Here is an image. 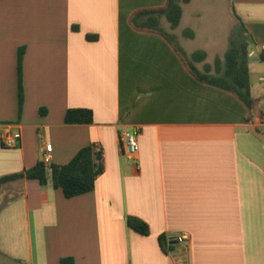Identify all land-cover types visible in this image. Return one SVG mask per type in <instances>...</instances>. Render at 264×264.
Segmentation results:
<instances>
[{"label": "crops", "instance_id": "obj_1", "mask_svg": "<svg viewBox=\"0 0 264 264\" xmlns=\"http://www.w3.org/2000/svg\"><path fill=\"white\" fill-rule=\"evenodd\" d=\"M222 1L224 27L208 21L205 0L183 4L176 28L162 24L213 63L239 17L250 57L261 59L264 0ZM166 3L0 0V177L33 167L46 144L50 163L66 164L96 143L105 166L92 191L73 197L51 181L0 186V264H264L260 97L251 82L250 111L234 92L197 80L164 36L132 26L134 11ZM70 108L91 109L93 122L66 123ZM14 126L21 137L5 146ZM125 128L141 130L133 159L122 152ZM184 232V243L173 240Z\"/></svg>", "mask_w": 264, "mask_h": 264}, {"label": "trees", "instance_id": "obj_2", "mask_svg": "<svg viewBox=\"0 0 264 264\" xmlns=\"http://www.w3.org/2000/svg\"><path fill=\"white\" fill-rule=\"evenodd\" d=\"M191 0H167L164 7L142 8L131 15L132 26L141 31H150L164 36L175 48L190 72L197 80L203 83L234 92L246 107L252 111L254 97L251 91L250 51L252 45L251 35L245 24L238 17L239 23L229 35L228 48L222 57H216L213 63L206 61L207 53L197 50L188 54L177 41L176 35L168 32L163 24L165 18L171 28H176L183 15V4ZM185 35L192 37L193 30H185ZM87 39L96 40L98 35L87 34ZM261 59L264 61L263 57ZM198 63H203L200 68ZM22 90H20V94ZM65 122L92 123L93 111L89 108H70L66 112ZM103 151L96 143L82 147L66 164L45 163L38 161L33 167L22 172L0 177V186L17 179H36L42 185L52 182L55 188H62L66 197L80 195L95 188L96 180L104 172ZM127 222L134 230L149 234V226L143 220L128 216ZM163 239V236L161 237ZM61 264H75L72 257L62 258Z\"/></svg>", "mask_w": 264, "mask_h": 264}, {"label": "built area", "instance_id": "obj_3", "mask_svg": "<svg viewBox=\"0 0 264 264\" xmlns=\"http://www.w3.org/2000/svg\"><path fill=\"white\" fill-rule=\"evenodd\" d=\"M260 56L264 59V44L257 48ZM254 52H251L252 55ZM141 130L139 128L129 129L125 128L122 132L121 136V148L122 152L129 158L133 159L137 156L140 146H139V136ZM21 137V130L19 127L14 126L10 128L6 133H4L2 141L5 146H16L18 140ZM52 144H46L45 153L43 154L42 161L49 164L51 161V152H52ZM188 233H180L177 234L173 240L177 243H184L188 240Z\"/></svg>", "mask_w": 264, "mask_h": 264}, {"label": "rangeland", "instance_id": "obj_4", "mask_svg": "<svg viewBox=\"0 0 264 264\" xmlns=\"http://www.w3.org/2000/svg\"><path fill=\"white\" fill-rule=\"evenodd\" d=\"M218 3H220V6H218ZM205 5L207 7V11L213 12L214 14L210 16L211 19H208L212 26L214 25L215 27L221 26L224 27L225 24L229 23L228 16L224 14L225 12V7L224 3L222 0H205ZM231 6V2L229 4ZM217 13L220 14V16L217 15ZM164 21L167 22L165 18H163ZM219 22V23H218ZM215 23V24H214ZM231 26L234 25V20L231 17ZM239 23V22H238ZM237 23V25H238ZM236 25V26H237ZM235 26V27H236ZM219 28V27H218ZM195 46L198 45L197 43L194 44ZM250 63L252 65V71H251V82H252V89H253V94L257 98L258 96L259 101H260V107L262 110H264V61L260 59L257 55L250 57ZM198 66L200 68L203 67V63H198ZM256 117V114L254 115ZM262 120H264V115L261 116Z\"/></svg>", "mask_w": 264, "mask_h": 264}]
</instances>
